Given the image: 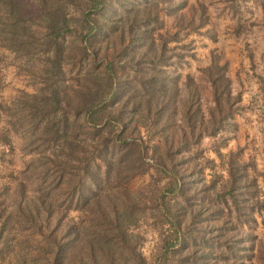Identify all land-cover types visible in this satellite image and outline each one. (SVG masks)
I'll return each instance as SVG.
<instances>
[{"label": "trees", "instance_id": "trees-1", "mask_svg": "<svg viewBox=\"0 0 264 264\" xmlns=\"http://www.w3.org/2000/svg\"><path fill=\"white\" fill-rule=\"evenodd\" d=\"M23 1L0 0V47L34 83L33 92L0 102L8 126L0 142L8 143L11 131L32 155L16 185L0 186V264H148L132 230L147 197L125 185L146 171L139 127L162 137L166 161L158 156L157 165L169 163V182L155 187V199L173 263L251 264L244 258L253 253V236L240 227L264 209L253 163L241 149L218 148L224 175L200 180L193 191L186 180L215 166L195 144L232 128L240 101L218 56L202 70L210 98L190 74L173 69L186 55L185 36L208 23L205 5L31 0L39 6L32 16ZM166 18L173 19L169 27ZM260 80L264 102V74ZM190 161V172L175 168Z\"/></svg>", "mask_w": 264, "mask_h": 264}, {"label": "rangeland", "instance_id": "rangeland-1", "mask_svg": "<svg viewBox=\"0 0 264 264\" xmlns=\"http://www.w3.org/2000/svg\"><path fill=\"white\" fill-rule=\"evenodd\" d=\"M187 1L188 6H197L199 2L205 5L208 23L185 36L182 43L187 45L183 51L186 55L180 65L173 69L179 72L182 78L190 74L197 82L200 92L210 98V89L207 88L208 82L202 70L210 64L213 56H218L220 64L224 62L227 64V75L231 81L233 96L240 93V101L235 106L233 127L222 130L215 136L205 135L197 145L195 144L194 149H201L200 156L213 159L215 166L212 169L205 168L203 173L189 175L186 179L191 182L189 190L193 191L198 187L200 180L207 183L214 174L224 175L223 162L214 150L219 148L221 153L227 154L230 150L235 151L238 148L241 149L240 157L253 163L252 174L257 180L259 197L264 199V102L260 89V78L264 74V0ZM23 2L26 12L35 16L39 6L31 0ZM166 22L169 27L173 19L166 18ZM18 63L14 55L0 47V102L3 104L21 91L34 90V83L29 76L20 73ZM7 129L8 126L1 116L0 133ZM136 135L146 148L143 161L146 171L143 174H136L125 185L132 191L142 192L147 198L144 210L139 214L138 222L132 230L141 236L138 250L148 264H174L162 244L163 235L169 229L166 220L162 219L164 215L159 216L161 207L159 201L155 199V187L166 186L170 178L164 171L170 169L169 163L165 169L157 165L158 156L162 162L166 161L162 137L152 135L143 127L138 128ZM7 138L8 143L0 142V186L6 184L13 187L22 178V170L32 155L27 153L24 140L18 134L7 131ZM221 138L225 140L218 144ZM155 145L161 147L157 152ZM193 152L195 151L174 154L172 160L185 159L192 156ZM200 156L197 162L201 159ZM177 163L175 167L177 170L190 172L195 162L192 165L191 161ZM30 188L28 187V190ZM174 197L176 196L173 194L167 195L170 200ZM201 202V199L195 198L198 206ZM67 214L78 220L79 212L71 210ZM252 216L255 221L240 227L241 231L250 232L254 243L250 259L245 256L244 262L264 264V209L253 212ZM241 240L243 244L247 242V238L243 237Z\"/></svg>", "mask_w": 264, "mask_h": 264}]
</instances>
